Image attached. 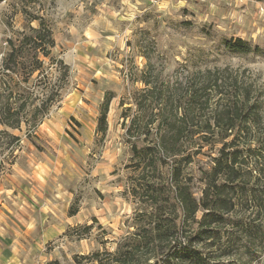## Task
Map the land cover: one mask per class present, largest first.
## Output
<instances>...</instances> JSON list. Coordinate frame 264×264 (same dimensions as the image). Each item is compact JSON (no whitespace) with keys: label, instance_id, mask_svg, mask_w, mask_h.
Segmentation results:
<instances>
[{"label":"rangeland","instance_id":"obj_1","mask_svg":"<svg viewBox=\"0 0 264 264\" xmlns=\"http://www.w3.org/2000/svg\"><path fill=\"white\" fill-rule=\"evenodd\" d=\"M40 20L51 27L52 54L69 67V77L47 108L42 101L61 84L59 65L43 59L44 75L28 85L26 73L9 79L0 65V82L9 81L0 84V108L12 90L29 106L21 128L0 124V264H95L87 258L114 252L136 230L135 212L144 203L132 184L143 159L131 146L155 140H145L143 128L138 140L128 134L144 78L179 104L188 86L206 76L212 88L206 121L217 118L227 93L236 103L243 94L259 112L248 139L264 153V54L233 53L224 44L241 38L264 48V0H3L0 60ZM108 94L114 96L103 135L99 118ZM207 138L216 142L219 135ZM221 147L206 146L187 169L197 196V179ZM160 157L154 153L155 161ZM171 164L159 163L147 178L165 186ZM219 262L260 264L243 251Z\"/></svg>","mask_w":264,"mask_h":264},{"label":"trees","instance_id":"obj_2","mask_svg":"<svg viewBox=\"0 0 264 264\" xmlns=\"http://www.w3.org/2000/svg\"><path fill=\"white\" fill-rule=\"evenodd\" d=\"M224 44L233 53L264 54V48L241 38L225 40ZM10 45V52L0 60L2 73L9 79L22 71L26 73L23 83L28 85L34 75H44L43 59L61 67V84L42 101L48 108L58 100L62 81L69 77V67L52 54L56 44L51 27L40 20L38 28L23 35L19 46L13 42ZM143 82L147 89L136 101L138 112L128 126V134L138 140L143 128L145 140L155 136L153 143L148 140L140 147L134 141L131 146L134 156L143 159L138 165L141 178L132 184V193L144 206L136 209V230L124 237L114 252L94 253L87 259L95 264H220L243 251L251 260L264 264V153L248 139L255 124L259 125L256 106L250 105L243 94L236 103L227 93L225 104L214 112L217 118L206 121V93L212 89L206 87V76L195 86H188L179 104L146 78ZM6 83L9 85L8 80ZM0 84L7 85L4 81ZM216 87L222 85L216 83ZM17 95L9 92L8 105L0 108V124L15 129L28 122L23 113L29 107L25 98L18 100ZM150 95L154 97L150 99ZM113 96L108 94L102 104L98 131L103 135ZM35 119V126L41 123ZM209 135H219V139L210 142ZM212 143L222 147L212 159L211 168L197 179L201 183L197 196L196 178L187 169ZM155 152L162 155L159 162L154 159ZM159 163L166 167L171 164L165 186L147 178Z\"/></svg>","mask_w":264,"mask_h":264}]
</instances>
